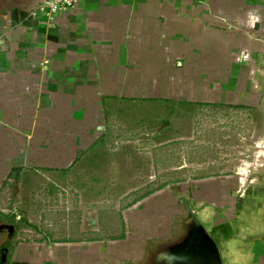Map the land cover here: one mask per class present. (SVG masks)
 <instances>
[{
  "label": "crops",
  "instance_id": "crops-1",
  "mask_svg": "<svg viewBox=\"0 0 264 264\" xmlns=\"http://www.w3.org/2000/svg\"><path fill=\"white\" fill-rule=\"evenodd\" d=\"M45 1L0 0V190L17 169L70 168L71 184L88 183L86 170L83 178L73 171L103 168L108 137L136 134L142 125H157L152 137L229 133L228 122L192 128L187 111L173 127L172 104L235 105L242 57L264 55V0H78L52 21L37 11ZM222 74L229 88L215 97ZM154 147L164 153L162 186L134 198L108 227L127 234L80 243L40 235L30 246L18 242L13 263L173 264L172 249L188 232L187 203L223 264H264V177L242 187L239 177L220 172L229 165L208 161L199 176L175 181L194 185L181 192L171 186V149ZM129 152L134 145L115 161L123 164ZM125 174L119 181L133 183Z\"/></svg>",
  "mask_w": 264,
  "mask_h": 264
},
{
  "label": "rangeland",
  "instance_id": "rangeland-1",
  "mask_svg": "<svg viewBox=\"0 0 264 264\" xmlns=\"http://www.w3.org/2000/svg\"><path fill=\"white\" fill-rule=\"evenodd\" d=\"M242 63H246V66H240L243 69L237 72V86L233 94L235 105L231 104L230 108L219 104L188 108L172 104L170 120L173 127L179 123V113L187 111L188 116H192L191 120H187L192 128L199 130L204 127L203 130L209 128L208 131L212 128L223 129L219 123L228 122L229 125L226 123L224 127L229 128L227 134L212 136L206 133L205 136L199 135L198 141L196 136L179 134L152 137L150 134L157 125H142L147 127L146 130L136 134L118 132L108 137L110 151L103 168L95 170L94 167H77L73 171V175L81 174L82 178L87 174L85 177L88 176V183L71 184L70 168L17 169L11 173L0 190V264H14L19 241L29 246L41 236L52 241L71 240L73 243L90 239L112 241L127 234L125 231H111L108 227L117 219L120 221L119 214H126L130 210L126 207L134 198L145 197L150 191H157L162 186L157 181L163 175L164 153L160 148H157L159 153L153 152L154 146L160 143H166L167 148L171 149L168 154L172 158L169 168L172 169L173 189L181 187L180 191L186 192V187H194L192 184L179 185L175 181L184 179L186 174L187 177L199 176V166L208 161L218 162L219 167L222 164L229 165L219 168L220 172H223V176L229 173L239 177L242 187L257 185L258 176L264 177V55L243 56ZM223 80L222 74L218 79L221 92H214L215 97L223 95L222 91L226 87H223ZM141 107L147 106L142 104ZM206 113H210L208 117L220 113L224 118L207 119ZM227 113H230L229 116ZM195 114L197 118L194 120ZM193 143H198V146L195 147ZM127 145H134V152H129L128 159L122 152L125 159L123 164L121 161L116 162L117 152L122 148L125 150ZM211 145L213 148L208 149ZM84 170L87 171L85 174ZM122 171L129 181L133 178L134 182L119 181ZM129 193L134 196L126 197L127 200H117ZM83 194L86 195L85 199L82 198ZM144 208H147L146 205ZM96 213L102 217L103 224L98 230L91 224L98 219ZM131 233L128 232L130 238Z\"/></svg>",
  "mask_w": 264,
  "mask_h": 264
},
{
  "label": "water",
  "instance_id": "water-1",
  "mask_svg": "<svg viewBox=\"0 0 264 264\" xmlns=\"http://www.w3.org/2000/svg\"><path fill=\"white\" fill-rule=\"evenodd\" d=\"M185 206L190 223L183 241L172 249L173 264H223L217 243L187 203Z\"/></svg>",
  "mask_w": 264,
  "mask_h": 264
},
{
  "label": "built area",
  "instance_id": "built-area-1",
  "mask_svg": "<svg viewBox=\"0 0 264 264\" xmlns=\"http://www.w3.org/2000/svg\"><path fill=\"white\" fill-rule=\"evenodd\" d=\"M77 1L78 0H46L40 5L37 11L43 13L49 21H52L59 11L73 8Z\"/></svg>",
  "mask_w": 264,
  "mask_h": 264
},
{
  "label": "trees",
  "instance_id": "trees-1",
  "mask_svg": "<svg viewBox=\"0 0 264 264\" xmlns=\"http://www.w3.org/2000/svg\"><path fill=\"white\" fill-rule=\"evenodd\" d=\"M21 264H25V263H21Z\"/></svg>",
  "mask_w": 264,
  "mask_h": 264
}]
</instances>
